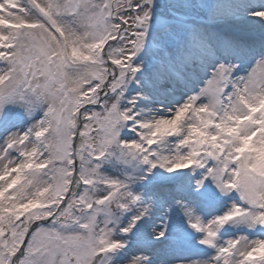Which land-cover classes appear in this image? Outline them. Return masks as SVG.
<instances>
[{
  "label": "snow or ice",
  "instance_id": "snow-or-ice-1",
  "mask_svg": "<svg viewBox=\"0 0 264 264\" xmlns=\"http://www.w3.org/2000/svg\"><path fill=\"white\" fill-rule=\"evenodd\" d=\"M0 264H264V0H0Z\"/></svg>",
  "mask_w": 264,
  "mask_h": 264
}]
</instances>
